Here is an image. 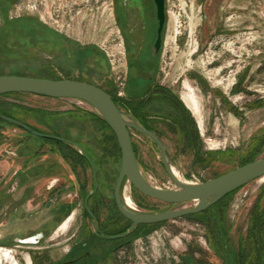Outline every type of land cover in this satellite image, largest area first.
Masks as SVG:
<instances>
[{"label":"rangeland","instance_id":"rangeland-1","mask_svg":"<svg viewBox=\"0 0 264 264\" xmlns=\"http://www.w3.org/2000/svg\"><path fill=\"white\" fill-rule=\"evenodd\" d=\"M45 1L42 16L47 18ZM139 2L119 1L116 27L104 1L101 26L90 35L83 34L90 12L61 24L74 39L97 43L102 52L64 41L53 47L23 31L7 45L1 35L0 75L77 80L117 95L116 85L126 83V51L133 41L143 42ZM35 5V0L23 2L27 13ZM167 13L157 81L175 90L182 105L176 119L160 115L177 126H149L164 143L172 168L182 180L200 184L264 158V0H167ZM153 34L141 57L152 55ZM0 111L61 139H43L0 121V264H264V178L198 216L104 240L96 236L85 208L95 188L92 170L59 142L77 143L94 165L98 190L89 207L101 233L125 234L131 226L115 203L122 155L112 130L78 100L17 94L0 97ZM132 139L144 177L156 187L174 189L152 141L136 131ZM127 186L138 211L195 206L153 201L148 203L154 209L146 210L129 183L122 194ZM31 238L38 243H22Z\"/></svg>","mask_w":264,"mask_h":264},{"label":"water","instance_id":"water-1","mask_svg":"<svg viewBox=\"0 0 264 264\" xmlns=\"http://www.w3.org/2000/svg\"><path fill=\"white\" fill-rule=\"evenodd\" d=\"M157 5L160 31L165 21V0H154ZM159 45V41H158ZM157 45V47H158ZM13 94H26L52 99H70L84 102L91 106L95 113L110 127L115 134L122 155L121 168L115 187V200L119 213L129 222L131 227L125 234L105 236L100 234L98 220L89 207V200L98 190L95 168L92 161L77 145H74L85 157L94 173L95 188L86 199L85 208L93 219L96 236L104 240H120L132 235L139 226H154L199 215L218 204L228 195L264 178V158L248 163L236 170L213 180L200 184L180 182L173 173L171 160L164 143L150 130L141 126L129 114L121 110L112 96L102 88L77 80H52L17 75H0V97ZM0 119L23 129L34 136L60 141L61 139L42 134L26 124L0 114ZM132 131L147 137L158 149L162 163L169 174L174 189H162L154 186L143 175L134 150ZM129 183L146 198L166 205H184L195 203L192 209H177L165 212H145L127 207L122 189ZM23 244H37L35 238L22 241Z\"/></svg>","mask_w":264,"mask_h":264},{"label":"flooded vegetation","instance_id":"flooded-vegetation-1","mask_svg":"<svg viewBox=\"0 0 264 264\" xmlns=\"http://www.w3.org/2000/svg\"><path fill=\"white\" fill-rule=\"evenodd\" d=\"M104 1L110 4L114 24L117 27L120 20V0H72L73 3L71 0H46L45 2L47 3L48 9L47 18L42 16L44 8L41 7V5H43L41 0H35L36 5L32 7L31 12L29 13L24 10V0H0V36L2 35L3 37L1 36V38H4L7 45H9V37L16 35L21 39V31H23L25 35H31L37 41L40 39L46 41L53 47H55L56 43L64 41L66 43L75 44L80 50L97 48V50H100L101 52L105 51L104 48L97 43H81L80 40L72 37L69 29L61 28V24H65L70 16L82 14L84 11L86 15L89 14L87 12H90L89 17L92 18H90L89 24H86L83 34L90 35L92 31L96 32L101 26V13ZM139 1V3H141L139 7L144 11L143 17L145 21L143 42L140 40L142 44H137L133 41L132 46L128 47V52L126 51L125 55L127 64L125 78L126 83H121V86L120 84H117L116 88L119 89L117 90V95H110L114 101L125 104L132 115H143L148 124L167 122L168 125L176 126L177 123L162 119L160 115H167L169 118L174 117V119H176L177 115L175 116L174 113L181 109L182 104L180 102L182 97H180L175 90L164 87L157 81L160 68L159 65H157L156 60H158L164 50L168 19L167 0H165V21L160 33V21L155 1ZM93 22L94 25H92ZM153 31L154 38L151 46L149 47L152 49V55H149V57L146 58L141 57L143 50L147 46L146 44H148L147 42L150 41V35ZM41 44H44V42ZM151 56L154 58L156 57L157 59H151ZM116 63L117 62L115 60L112 64L114 68L117 67ZM121 87H123L122 90H124V92L121 91ZM166 108L172 111L169 113L164 112ZM59 143L66 145L68 148H72L79 154V159L84 162V164H88L91 168L88 160L83 157L80 151L74 146H79L77 143L66 139L64 142ZM100 234L103 235L101 231ZM63 264H76V262L68 261Z\"/></svg>","mask_w":264,"mask_h":264},{"label":"trees","instance_id":"trees-1","mask_svg":"<svg viewBox=\"0 0 264 264\" xmlns=\"http://www.w3.org/2000/svg\"><path fill=\"white\" fill-rule=\"evenodd\" d=\"M15 95H17V94H13V95H6V96H8V97H10V96H15ZM2 97H5V96H2ZM115 103L117 104V106L121 109V110H128L129 111V109H128V107L125 105V104H121V103H119V102H117V101H115ZM0 114H2V115H5V116H7V117H9V118H11V119H14V120H16L15 118H13L12 116H10V115H7V114H4V113H2L1 111H0ZM103 123H105L98 115H96ZM133 117H134V119L137 121V122H139L140 123V125L141 126H143L144 128H146L147 130H150V131H152L153 133H155L156 134V131H155V129L150 125L149 126V124L146 122V120H145V117H144V119H142L141 118V115L139 116V115H133ZM0 121H2V122H4V123H6V124H9V125H12V124H10V123H7V122H5V121H3V120H1L0 119ZM16 121H18V120H16ZM20 122V121H19ZM21 123H23V122H21ZM106 124V123H105ZM27 125V124H26ZM107 125V124H106ZM12 126H15V125H12ZM29 126V125H28ZM108 126V125H107ZM176 126H177V124H176ZM179 126V125H178ZM180 126H182L181 124H180ZM15 127H17V126H15ZM29 127H31V126H29ZM109 127V126H108ZM110 128V127H109ZM37 131V130H36ZM113 132V131H112ZM114 134V133H113ZM157 135V134H156ZM114 136H115V134H114ZM158 136V135H157ZM159 137V136H158ZM115 138H116V136H115ZM117 139V138H116ZM117 143H118V141H117ZM119 146V145H118ZM134 150H135V153H136V148H135V146H134ZM137 155V154H136ZM138 192V191H137ZM237 192V191H236ZM235 193V192H234ZM234 193H232V194H234ZM232 194H230V195H232ZM139 195H140V197H141V199H140V202H139V207H141V208H144V209H146V210H150V211H152L154 208H152V205L151 204H149L148 202H153V200H151V199H149V198H146V197H144L143 195H141L140 193H139ZM230 195H228L227 197H225L222 201H220L218 204H216L215 206H213V207H211L210 209H212V208H214V207H216V206H219V205H221ZM210 209H208L207 211H209ZM206 212V211H205ZM205 212H203V213H205ZM203 213H201V214H203ZM200 215V214H199ZM195 216H198V215H195ZM195 216H190V218L191 217H195ZM263 219H261V221H262ZM126 221H128V220H126ZM128 223L130 224V226H131V222H129L128 221ZM261 223H263L264 224V220H263V222H261ZM139 227H149V226H139ZM138 227V228H139ZM258 229H261L260 227H257ZM259 232V231H258ZM121 235V234H120Z\"/></svg>","mask_w":264,"mask_h":264},{"label":"bare ground","instance_id":"bare-ground-1","mask_svg":"<svg viewBox=\"0 0 264 264\" xmlns=\"http://www.w3.org/2000/svg\"><path fill=\"white\" fill-rule=\"evenodd\" d=\"M173 173L175 175V177L182 183H188L184 180L181 179V176H179L178 172L173 168ZM123 196H124V200H125V203L127 205V207H129L130 209H135L134 208V203H133V200H132V197H131V189H130V186H127L124 188L123 190ZM5 257H9V254L6 253L5 254Z\"/></svg>","mask_w":264,"mask_h":264},{"label":"built area","instance_id":"built-area-1","mask_svg":"<svg viewBox=\"0 0 264 264\" xmlns=\"http://www.w3.org/2000/svg\"><path fill=\"white\" fill-rule=\"evenodd\" d=\"M196 184H198V183H196Z\"/></svg>","mask_w":264,"mask_h":264}]
</instances>
